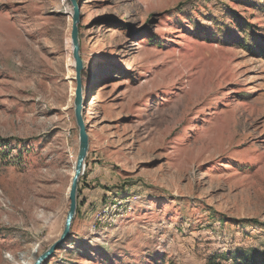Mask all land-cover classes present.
<instances>
[{"label": "rangeland", "instance_id": "374dc122", "mask_svg": "<svg viewBox=\"0 0 264 264\" xmlns=\"http://www.w3.org/2000/svg\"><path fill=\"white\" fill-rule=\"evenodd\" d=\"M76 2L89 146L41 264H264V0ZM71 26L69 0H0V264L63 229Z\"/></svg>", "mask_w": 264, "mask_h": 264}, {"label": "water", "instance_id": "95a60500", "mask_svg": "<svg viewBox=\"0 0 264 264\" xmlns=\"http://www.w3.org/2000/svg\"><path fill=\"white\" fill-rule=\"evenodd\" d=\"M72 5V26H71V43H72V56L74 59L75 72H76V88L74 92V116L78 128V151L73 168V175L70 180L68 189L69 206L64 219L63 229L59 238L54 241L46 250H44L38 257L35 258L33 264H41L44 259L51 257L53 252L68 238L73 218L76 214L77 208V188L80 176L83 174L85 168V158L89 146L88 134L84 118L81 114L82 107V84L80 81V71L82 69V60L79 55V42H78V27L79 21V6L76 0H69Z\"/></svg>", "mask_w": 264, "mask_h": 264}, {"label": "bare ground", "instance_id": "6f19581e", "mask_svg": "<svg viewBox=\"0 0 264 264\" xmlns=\"http://www.w3.org/2000/svg\"><path fill=\"white\" fill-rule=\"evenodd\" d=\"M11 49H12V48H11ZM12 50H13V49H12ZM74 163H75V161L73 160L72 163H71L70 171H69L71 175H73ZM33 262H34V257H28L27 259H25V260L23 261L22 264H33Z\"/></svg>", "mask_w": 264, "mask_h": 264}, {"label": "trees", "instance_id": "16d2710c", "mask_svg": "<svg viewBox=\"0 0 264 264\" xmlns=\"http://www.w3.org/2000/svg\"><path fill=\"white\" fill-rule=\"evenodd\" d=\"M79 180H80V179H79ZM78 184H79V181H78ZM78 188H79V186H78ZM78 188H77V190H78ZM77 199H78V195H77ZM77 208H78V200H77ZM249 264H254V261L251 260V261L249 262Z\"/></svg>", "mask_w": 264, "mask_h": 264}]
</instances>
